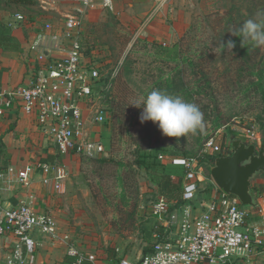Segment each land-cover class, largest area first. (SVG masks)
Masks as SVG:
<instances>
[{
	"label": "rangeland",
	"instance_id": "rangeland-1",
	"mask_svg": "<svg viewBox=\"0 0 264 264\" xmlns=\"http://www.w3.org/2000/svg\"><path fill=\"white\" fill-rule=\"evenodd\" d=\"M28 1L33 5L26 7L22 3L25 2L23 0H0V7L8 8L11 13L15 11L31 13L38 16L35 19L39 20L47 18L45 14L47 12L44 13L39 7L34 6L35 0ZM60 4L58 8L61 12L75 13L73 3L62 0ZM162 4L159 7V16L163 19L161 23L163 36L157 38V41L153 39V33L147 35V29L142 27L151 11L143 18L138 14L132 18L131 15L121 17L103 11L99 19L94 22L83 19L84 62L92 65L102 78L98 88L96 108L106 111L104 123H89L91 138H98L104 144L106 151L100 156L120 161L124 167L118 166V169L111 163L103 165L100 171H107L108 173L104 172L106 175L114 176L110 178L106 196L102 197L98 194L99 189L96 186L93 190L90 186L95 178L94 175L99 172L98 165H94L96 163L89 165L91 160L88 159L82 162L84 158L79 156L78 168L73 166L70 168L64 188L60 192H53L54 201L50 207L55 211L58 219L57 237L60 239V244L65 248L76 246L84 251L97 252L102 256V261L105 260L104 264L107 263L106 258L115 256L116 248L121 254L137 258L153 240L149 230L155 221L151 217L147 218L149 216L144 212V208H147L160 192L149 181L145 172L133 164L134 150L143 139L149 142L151 137L153 142L173 143L189 154L188 156L194 155L198 158L203 154H211L203 151L204 142L211 136L224 146L230 143L227 132L231 129L238 132L243 141H247L241 129L252 126L258 136L255 142L256 148L263 144L261 139L264 134V104L260 99L259 89L252 83L258 77L251 75L250 72L259 68L264 69V45L254 46L251 41L242 39L247 49L245 54H242L240 49L244 48V44L241 47L234 46L228 51L221 46L223 38L220 34L223 31L222 17L232 13L235 6L244 17L248 14L257 19V12L264 10V0H164ZM251 8H255L256 12H249ZM54 14L57 15L55 12ZM173 28H176L181 36L186 33V37L181 40V49L182 54L186 53L184 59L188 62H183L181 67L184 70L183 80L192 93L191 97L182 98L195 103L202 113L207 110L212 117L217 110L212 111L213 103L209 97L214 96L216 92L224 91L223 94L218 95L217 103L222 118L227 121L219 128L213 129L212 122L206 120L203 121V127L195 133L169 137L162 134L157 126L158 122L148 120L141 123L139 117L143 106L137 108L130 104L143 99L150 91L157 90V85L152 86L151 82L158 76L171 78L175 62L168 59L175 57L177 49L175 43L181 37H175L176 31L172 30ZM158 30V33L162 32ZM171 30L172 38L169 35ZM136 39L154 42L159 49L158 47L148 49L149 46L144 48L141 44L132 47ZM152 52H157L159 58ZM166 58L167 61L164 60ZM230 58H234L235 63L242 65L240 70L235 64L232 84H228V81L221 76L228 69ZM191 59L196 66L192 65ZM259 60H263L261 64L258 63ZM122 68L123 71L119 72ZM218 76L222 77L220 81ZM165 78L158 82H162ZM204 81H208L210 85L201 86L200 83ZM217 81H219L218 85ZM116 106L120 107V111H116L113 116L117 118H114L111 115ZM92 118L90 114L89 120ZM48 142V146L56 152L50 154L54 157L52 160L59 162L55 145L50 140ZM166 146L167 149L170 147V145ZM127 164L128 167H125ZM200 165L204 180L199 182L198 195L207 193L211 178L206 160ZM117 172L123 175L130 174L129 182L132 187H127L133 193L136 189L139 190L137 201L133 196L132 198L135 199L130 200L134 203L130 206L122 207L120 204L121 187L115 179ZM250 191L255 203L264 207V171L256 173L251 178ZM94 193L98 195L94 196ZM106 197L108 199H105Z\"/></svg>",
	"mask_w": 264,
	"mask_h": 264
},
{
	"label": "built area",
	"instance_id": "built-area-1",
	"mask_svg": "<svg viewBox=\"0 0 264 264\" xmlns=\"http://www.w3.org/2000/svg\"><path fill=\"white\" fill-rule=\"evenodd\" d=\"M67 1L74 4L75 13L66 12L60 20L41 24L28 46L29 74L25 81L12 90H0V115L15 104L25 113L35 114L59 154L97 157L105 154L106 148L101 140L91 138L87 123H104L106 111L96 108L99 75L84 62L83 19L98 4L112 11L114 0ZM41 4L47 9L46 1ZM15 18L24 19L21 14ZM90 114L93 118L89 121ZM241 131L247 143L255 144L258 140L252 126ZM203 151L229 155L232 146H223L211 136L204 142ZM158 158L162 163L185 167L184 202L174 207L171 200L158 195L144 208L162 227L161 235H153L151 251L132 259L118 254L116 248L112 264H264V209L259 204L256 210L244 207L235 195L219 189L211 178L210 196L198 199L199 182L204 175L197 159L168 155ZM36 168L43 173L44 185L62 190L67 177L63 163L28 164L17 170V181L29 188ZM33 201V195L28 194L13 206L0 202V235L14 238L5 264H34L36 234L59 239L56 218L36 209ZM66 255L70 259L67 264H100L103 259L97 252L76 246L67 247Z\"/></svg>",
	"mask_w": 264,
	"mask_h": 264
},
{
	"label": "crops",
	"instance_id": "crops-1",
	"mask_svg": "<svg viewBox=\"0 0 264 264\" xmlns=\"http://www.w3.org/2000/svg\"><path fill=\"white\" fill-rule=\"evenodd\" d=\"M23 1H25L22 3L26 7L33 5L28 0ZM41 1L47 2V9L42 8ZM60 1L62 0H35L33 2L36 4H34V6L39 7L44 13L47 12L45 13L47 14V18L43 20L35 19V17L37 18L38 16L32 15L31 13L24 14L19 11L11 13L12 11L8 8L0 7V21L11 26L12 35L20 43V49L17 51L0 49V90H12L25 81L29 74V43L44 21L60 20L61 16L67 12H61V10H59L58 6L61 5ZM163 1L164 0H114L112 11L105 10L98 4L90 9L84 18L90 22H94L99 19L103 11L121 15V17L131 15L130 17L132 18H135V14H138L143 18L151 11L150 15L142 24V27L147 29V35L153 33V39L157 41V38H162L163 36V30L161 29V27H163L161 24L163 19L159 16V7L163 5ZM14 3L18 4L16 2ZM54 12L57 13V15H55ZM16 14L23 15L24 19L18 21L15 18ZM158 29L162 32L158 33ZM83 30L85 32L84 27ZM172 30L176 31L175 37L181 36L176 28ZM172 30L169 31L170 36L173 35ZM89 123L91 122H88L87 126ZM90 125L88 126V132L91 136ZM48 140H50V138L38 124L35 114L25 113L14 104L6 109L4 114L0 115V148L2 149L0 153V202L5 206H13L26 199L28 194H32L34 197L33 206L41 212H50L56 218L58 227V219L55 211L50 207L54 201L52 196L53 192L56 190H54L52 185H44L42 183L43 173L41 169L36 168L31 174V185L29 188L23 187L17 181V170L28 164L36 166L41 162H46L48 164L63 163L67 169V177L65 180L68 179V171L72 166L78 168L79 155L77 154L59 155L60 161H53L52 159H54V157L50 154L56 152L48 146ZM51 143L53 144L52 141ZM65 180L62 189L65 186ZM211 192L212 190L210 189V193ZM210 193H207V196L210 195ZM262 208L264 209V207ZM58 229L59 228H57V231ZM35 238L37 246L33 258L34 264H67L70 260L66 255V248L60 244V239H53L46 235L38 236L37 234ZM13 241L14 238L11 236L0 235V264H5V258L9 253ZM116 255L117 253L115 252L113 258H106V264H112ZM129 258L133 259V257ZM104 261L105 260L101 261L100 264H104Z\"/></svg>",
	"mask_w": 264,
	"mask_h": 264
},
{
	"label": "trees",
	"instance_id": "trees-1",
	"mask_svg": "<svg viewBox=\"0 0 264 264\" xmlns=\"http://www.w3.org/2000/svg\"><path fill=\"white\" fill-rule=\"evenodd\" d=\"M236 10V11H235ZM235 10L232 11V13L224 15L222 17L223 20V31L220 34V36H222L223 40L221 42V44L231 40L235 42V46L240 47L243 46L244 44V48H240L242 54H245L247 52V49L245 47V42H242V37L239 36V33H237V35H233V33L231 31L239 28L240 26H242V24L248 20V19H256V18H252L250 16L244 17L242 15V13L240 12V10L237 9V7L235 6ZM255 8H251L249 9V12H256ZM234 14V15H233ZM186 33H184L175 43V45L177 46L176 49V53H175V57L173 59H168V61H172L175 62V66L173 67L174 71H172V76L171 78H165L162 75L158 76L157 79L152 80L151 85L155 86L157 85V90H161L164 91L166 93L172 94L174 96H179V97H191L190 94L192 93V90L189 88V86L184 82L183 77H184V70L181 67V65H183V62H188L187 60L184 59L185 54H182V49H181V40H183L186 35ZM85 36V32L82 35L81 38V44L83 42V38ZM249 42V40H247ZM138 44H141L142 47H148V49H156L158 47V45L156 46V44L154 42H149L146 40H138L136 39L133 42L132 47L137 46ZM252 45L257 46L256 44H254L252 42ZM83 47V45H82ZM0 49L2 50H7V51H17L20 49V43L18 42V40L15 39V37L12 35L11 33V28L9 26V24L4 23L2 21H0ZM159 49V47H158ZM151 53V52H150ZM155 54L156 57L159 58V55L157 54V52H152ZM228 54V53H227ZM167 61V58L164 59ZM192 65L196 66V63L193 62V60H190ZM263 60H259V64L262 63ZM264 63V62H263ZM235 64L237 65V69L242 70V65H238L237 63H235L234 58H230L228 59V69H226L223 73H222V77H224L227 81L228 84H232L231 80L234 79L235 74H234V68H235ZM192 68V67H191ZM172 70V69H171ZM194 69L192 68V71ZM123 71V68L120 69L119 72ZM251 75H256L258 78L255 81H252V83H254L256 85V87L259 89L260 91V99L262 101V103L264 104V69L259 68L258 70H252L250 72ZM221 76H218L219 81L222 78ZM165 78L162 82H158L159 80ZM101 77L99 76V78L97 79V83L100 84L101 81ZM219 81H217V85L219 83ZM201 86H207L210 85L208 81H204L203 83H200ZM99 88V85L97 87V89ZM223 94V92H216L214 94V96L209 97V100L213 103V107H212V111L217 110L216 113H213L212 117L211 114L208 113L207 110H205L203 112V121L206 120H210L213 124V129L219 128L222 125H224L226 123V121L222 118L220 111L218 110V95L219 94ZM220 94V95H221ZM116 111H120V107L116 106L113 109V113L111 115V117L117 118V116H113ZM113 118V119H114ZM228 137H238L241 138L242 136L236 132L235 130H228L227 132ZM243 140V138H241ZM149 142H147L146 140H142L141 144H138V146L135 148L134 150V160H133V164L140 170L144 171L145 174L147 175L149 181L155 185V187L158 188V191L160 192L159 195H163L165 197H167L169 200H171L173 202V206H179L180 204H182L184 202V200L182 199V186H183V181H184V176H185V167L183 165H179V164H172V163H162L158 156L159 155H168V156H176V157H183V158H195L194 155H192V153H190L192 156H188L189 154H186L185 152H183L182 148L177 147L175 144L173 143H168V142H161V141H152V138H149ZM247 143V141H245ZM261 142L264 144V134L262 136ZM166 145H170V147L167 149ZM1 148H0V153H1ZM59 153V152H58ZM61 156V154H59ZM82 158H84L82 160V162H85L86 159L91 160V164L94 165H98L99 168V172L94 175V180L91 183V189L93 190L94 187L96 186L99 191L98 194H101L102 197L106 196V192H107V187H109V183H110V178L114 175H109V174H105L104 172H101L100 170L103 169V165H108L109 163L111 164H115V166H119V168L122 166L124 167V164L120 161H115L113 158L111 157H105V156H97V157H87V156H82L80 155ZM217 154H203L201 157L196 158L199 165L202 164L203 160H206V162L208 163V168L210 169V167L214 164L215 158L217 157ZM133 165V166H134ZM128 167V164L125 166ZM118 168V169H119ZM117 169V170H118ZM108 173V172H107ZM115 179L118 183V185L121 187V189L119 190V193L121 194V199H119L120 204L122 207H126V206H130V204H133L134 201H131L130 199L134 200L136 198H138V194H139V190L136 189V191L133 193L129 190V188L127 186H131L129 179H130V174L128 175H123L121 173H118L115 175ZM212 184L210 183L209 188L207 190V193H210V189H212ZM104 191V192H103ZM207 193L203 192L201 193L202 195L200 196V194L198 195V191H197V198H208L210 195L207 196ZM97 193H94V196L98 195ZM135 197L134 199L132 197ZM158 196V195H157ZM105 199H108L107 197ZM119 209H121V207H119ZM252 210H256L257 209V204L254 208H249ZM144 212L147 214V212L144 210ZM147 216H149L147 214ZM151 216L147 217L150 218ZM153 218V217H151ZM257 218V216L255 217ZM154 219V224L152 225V227L150 228L149 232L151 237L153 238V241L155 240V238L153 237L154 233H159L161 235L162 233V227L160 225H158V222L156 221L155 218ZM151 243V245H152ZM151 245L147 248H144L142 250V254L148 253L151 251Z\"/></svg>",
	"mask_w": 264,
	"mask_h": 264
},
{
	"label": "clouds",
	"instance_id": "clouds-1",
	"mask_svg": "<svg viewBox=\"0 0 264 264\" xmlns=\"http://www.w3.org/2000/svg\"><path fill=\"white\" fill-rule=\"evenodd\" d=\"M256 16L257 19H248L242 26L231 32L233 35L239 33L242 39L256 45H264V10L258 11ZM221 46L231 51L235 42L229 40ZM130 104L137 108L143 106L139 117L141 123L148 120L158 122L157 126L162 134L169 137L185 136L203 127V113L195 103L161 90L154 89L143 99Z\"/></svg>",
	"mask_w": 264,
	"mask_h": 264
},
{
	"label": "water",
	"instance_id": "water-1",
	"mask_svg": "<svg viewBox=\"0 0 264 264\" xmlns=\"http://www.w3.org/2000/svg\"><path fill=\"white\" fill-rule=\"evenodd\" d=\"M232 152L219 155L210 167L214 184L224 192L235 195L241 205L253 208L256 203L250 191L251 178L264 171V144L256 148L238 137H230Z\"/></svg>",
	"mask_w": 264,
	"mask_h": 264
}]
</instances>
